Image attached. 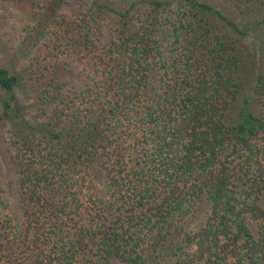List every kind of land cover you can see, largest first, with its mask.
<instances>
[{"label": "trees", "instance_id": "obj_1", "mask_svg": "<svg viewBox=\"0 0 264 264\" xmlns=\"http://www.w3.org/2000/svg\"><path fill=\"white\" fill-rule=\"evenodd\" d=\"M6 1L43 6L13 55L0 39L23 217L0 211V264H264V0ZM95 166L109 198L86 202Z\"/></svg>", "mask_w": 264, "mask_h": 264}, {"label": "rangeland", "instance_id": "obj_2", "mask_svg": "<svg viewBox=\"0 0 264 264\" xmlns=\"http://www.w3.org/2000/svg\"><path fill=\"white\" fill-rule=\"evenodd\" d=\"M90 3L91 0H66L61 7V11L69 16H78L89 8ZM38 5L40 6L36 9L29 7L28 10H24L13 2L0 0V39L4 45L10 48V55H13L15 48L24 37L27 25L32 17H35L36 13L42 9L41 6H43V3L41 2ZM111 34L109 21L103 22L102 33L100 35L101 43H107L112 37ZM164 48L167 57H170L171 52L166 41L164 42ZM5 60L6 57L0 55V67L5 64ZM63 61L69 63L78 73L76 77L69 79L68 88L72 90L81 89L90 72L86 59L80 54L69 51L63 56ZM158 79L159 70L158 66H156L150 80L153 93L158 87ZM9 129L10 123L8 121L0 122V186L2 189L0 192L2 196L0 211L3 215L11 217L13 224H20L23 219L21 212V194L17 174L10 157ZM78 190L81 198L86 202L91 199L99 202L101 199L109 198L107 182L101 168L98 166L92 167L89 170L86 182L84 185H79ZM210 208L211 205L209 202H199L193 214L189 216L188 227L192 229L200 227L206 220ZM253 228L256 231L255 224H253Z\"/></svg>", "mask_w": 264, "mask_h": 264}]
</instances>
